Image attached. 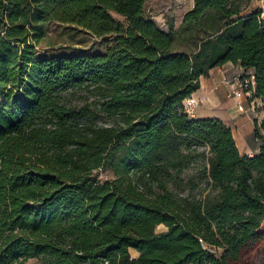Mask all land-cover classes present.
<instances>
[{"label": "trees", "instance_id": "obj_1", "mask_svg": "<svg viewBox=\"0 0 264 264\" xmlns=\"http://www.w3.org/2000/svg\"><path fill=\"white\" fill-rule=\"evenodd\" d=\"M251 1L194 0L164 28L149 0H0V264L253 263L264 246V20ZM50 22L113 41L39 57ZM229 61L254 70L262 99L253 156L221 119L184 110ZM77 91L85 101L67 103ZM182 144L210 152L211 192L189 203L163 181L185 166Z\"/></svg>", "mask_w": 264, "mask_h": 264}, {"label": "rangeland", "instance_id": "obj_2", "mask_svg": "<svg viewBox=\"0 0 264 264\" xmlns=\"http://www.w3.org/2000/svg\"><path fill=\"white\" fill-rule=\"evenodd\" d=\"M183 2L175 5L174 0H149L147 5L148 14L154 17L161 26L166 23L168 28L171 23H174L175 27H178L184 14L189 10V5ZM112 41L113 37L99 38L77 25L50 22L46 26V36L39 45L37 53L39 57L44 55L95 53L105 51ZM85 96L83 91L67 93L65 101L69 104H81L85 101ZM101 123L106 122L102 121ZM181 148L186 154L184 158L185 166L182 169L170 167V175L165 179L163 178V181L178 201L189 203L204 198L211 192L212 188L207 185L203 177V166H205L210 152L203 146L188 148L182 144ZM96 172L101 181L114 178V173L111 170L100 169ZM151 184L154 191H161V188L154 182L147 181V185ZM156 229L162 231L166 229V226L162 224ZM220 252L219 249L218 254ZM26 264L43 263L37 258H32ZM251 264H264V246L253 257V263Z\"/></svg>", "mask_w": 264, "mask_h": 264}, {"label": "crops", "instance_id": "obj_3", "mask_svg": "<svg viewBox=\"0 0 264 264\" xmlns=\"http://www.w3.org/2000/svg\"><path fill=\"white\" fill-rule=\"evenodd\" d=\"M176 1L174 0L175 5H179ZM183 3H187L189 9L194 6V0H185ZM248 8L251 11H260L261 18L264 20V0H252ZM243 72L253 73L254 70L244 69L240 63L229 61L213 68L208 75L202 76L200 88L194 93L195 98L201 102L195 117L221 119L232 129L240 151L253 156L260 152L263 142L255 134L256 121L254 111L252 109L247 112L238 110L235 101L227 97L228 87L224 82L225 79L231 78L232 75ZM259 102L261 103V100ZM131 253L134 257L139 255V252L134 248L131 249Z\"/></svg>", "mask_w": 264, "mask_h": 264}, {"label": "built area", "instance_id": "obj_4", "mask_svg": "<svg viewBox=\"0 0 264 264\" xmlns=\"http://www.w3.org/2000/svg\"><path fill=\"white\" fill-rule=\"evenodd\" d=\"M176 2L181 4L183 0H177ZM162 27L167 28V24L163 23ZM224 82L228 87L227 97L235 101L238 110L247 112L249 109H252L255 114V121L260 122L263 117V110L261 108L262 99L255 96L253 73H236L231 78L225 79ZM259 100H261V103ZM200 103L195 98L194 93L187 96L183 101L185 112L191 117H195Z\"/></svg>", "mask_w": 264, "mask_h": 264}]
</instances>
